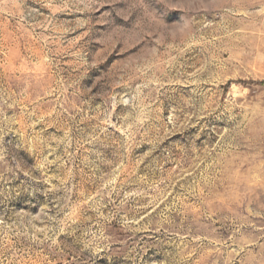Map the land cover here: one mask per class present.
Segmentation results:
<instances>
[{
  "label": "rangeland",
  "instance_id": "obj_1",
  "mask_svg": "<svg viewBox=\"0 0 264 264\" xmlns=\"http://www.w3.org/2000/svg\"><path fill=\"white\" fill-rule=\"evenodd\" d=\"M0 264H264V0H0Z\"/></svg>",
  "mask_w": 264,
  "mask_h": 264
}]
</instances>
